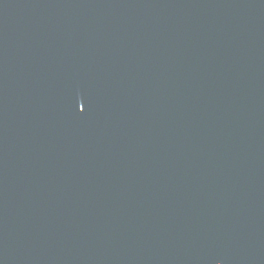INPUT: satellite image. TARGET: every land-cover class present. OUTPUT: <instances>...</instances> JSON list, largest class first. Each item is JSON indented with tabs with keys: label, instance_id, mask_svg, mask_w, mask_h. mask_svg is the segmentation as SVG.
<instances>
[{
	"label": "water",
	"instance_id": "water-1",
	"mask_svg": "<svg viewBox=\"0 0 264 264\" xmlns=\"http://www.w3.org/2000/svg\"><path fill=\"white\" fill-rule=\"evenodd\" d=\"M0 264H264V0H0Z\"/></svg>",
	"mask_w": 264,
	"mask_h": 264
}]
</instances>
